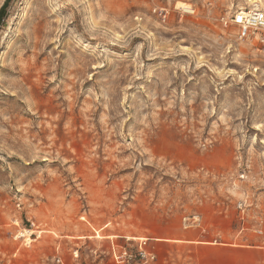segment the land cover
Returning <instances> with one entry per match:
<instances>
[{
  "label": "rangeland",
  "instance_id": "obj_1",
  "mask_svg": "<svg viewBox=\"0 0 264 264\" xmlns=\"http://www.w3.org/2000/svg\"><path fill=\"white\" fill-rule=\"evenodd\" d=\"M240 9L10 0L0 264H264V46Z\"/></svg>",
  "mask_w": 264,
  "mask_h": 264
},
{
  "label": "built area",
  "instance_id": "obj_2",
  "mask_svg": "<svg viewBox=\"0 0 264 264\" xmlns=\"http://www.w3.org/2000/svg\"><path fill=\"white\" fill-rule=\"evenodd\" d=\"M185 14L192 12L184 11ZM230 23L237 27V34L240 39L256 36L259 43L264 46V10L261 9H244L236 11L229 19ZM141 242L139 245V254L142 258H146V253L142 249ZM126 253L124 252V255Z\"/></svg>",
  "mask_w": 264,
  "mask_h": 264
},
{
  "label": "bare ground",
  "instance_id": "obj_3",
  "mask_svg": "<svg viewBox=\"0 0 264 264\" xmlns=\"http://www.w3.org/2000/svg\"><path fill=\"white\" fill-rule=\"evenodd\" d=\"M246 2H247V4L249 5V6H253V8L254 9H258L257 7H256V4H258V3H262V0H246ZM181 7H182V9L184 10V11H188V12H190L191 10L189 9V7L188 6H186L185 4H183L182 3V5H181ZM241 10V9H240ZM183 11V12H184ZM26 234H29V232H26ZM26 241L29 243L30 242V240L27 238L26 239Z\"/></svg>",
  "mask_w": 264,
  "mask_h": 264
},
{
  "label": "trees",
  "instance_id": "obj_4",
  "mask_svg": "<svg viewBox=\"0 0 264 264\" xmlns=\"http://www.w3.org/2000/svg\"><path fill=\"white\" fill-rule=\"evenodd\" d=\"M9 2H10V0H5L2 7L0 8V22H1L4 14H5V10H6Z\"/></svg>",
  "mask_w": 264,
  "mask_h": 264
}]
</instances>
